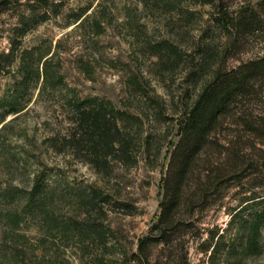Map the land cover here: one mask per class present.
<instances>
[{"label": "rangeland", "instance_id": "374dc122", "mask_svg": "<svg viewBox=\"0 0 264 264\" xmlns=\"http://www.w3.org/2000/svg\"><path fill=\"white\" fill-rule=\"evenodd\" d=\"M51 1L56 6L49 9V17L26 32L19 47L33 49V57L40 56L39 69L46 66L54 75L60 74L79 96L107 98L116 107L138 115L140 122L124 123L134 135L135 162L125 165L110 159L100 169L72 148H62V136L72 131L70 116L60 106L66 89L40 96V79L23 99L21 113L7 115L3 122L6 128L0 137V182L3 186H27L33 173L45 165L51 167L58 194L51 210L53 221L50 224L40 215L33 218L23 214L19 225L12 226V206L0 197V264H98L99 259L108 263L124 251H135L138 238L156 220L162 177L176 140L172 119L191 102L201 83L190 84L185 62L174 67L170 63L158 65L145 43L171 38L183 52L192 51L204 29L211 25L213 8L195 5L189 7L193 14L181 16L176 13L179 8L168 13L157 8L156 0ZM226 1L235 7L254 0ZM23 9L21 5L0 14V50L10 47L15 15ZM243 47L237 54L239 59L263 54L264 27L249 36ZM236 63L237 59L229 61ZM15 69L13 65L9 72H0V97L18 77ZM132 77L141 84L140 91L132 86ZM53 136L60 141V150L49 146L48 139ZM91 186L99 188L105 197L92 209L86 197ZM234 191L225 199L229 204L234 203ZM223 209L211 208L203 225H218L221 232L229 220ZM92 224L101 231V237L81 230ZM232 232L228 230L227 237ZM198 243H190V262L211 264L208 254L197 249ZM260 245L257 252L239 253L231 261L264 264V230ZM155 260L156 264H174L162 253ZM212 264L227 263L217 256Z\"/></svg>", "mask_w": 264, "mask_h": 264}, {"label": "trees", "instance_id": "16d2710c", "mask_svg": "<svg viewBox=\"0 0 264 264\" xmlns=\"http://www.w3.org/2000/svg\"><path fill=\"white\" fill-rule=\"evenodd\" d=\"M156 1V7L167 13L179 8L176 13L181 16L193 14L191 6L213 8L211 25L204 29L192 51L183 52L171 38L145 43L158 65L170 63L174 67L185 62L190 84L201 83L191 102L185 103L172 119L176 140L162 177L156 220L138 238L135 251H124L120 258L108 263L103 259L97 261L156 264L157 255L162 253L174 264H192L189 246L191 241L198 240L197 249L208 254L211 264L217 256L227 264H236L231 258L260 249L264 230V53L248 59H239L237 55L246 39L264 27V0L246 1L235 7L226 0ZM54 3L0 0V14L24 7L15 15L10 47L0 50V72H9L14 65L18 74L12 88L0 97V123L7 115L16 117L21 113L25 108L23 99L41 79L40 96L66 89L60 106L70 116L72 131L62 136V148H72L100 169L110 159L131 165L135 162L132 147L135 139L124 123L140 122L138 115L116 107L107 98L79 96L67 87L60 74L54 75L46 66L39 69L40 56L34 58L33 49L19 47L22 36L49 17ZM231 58L237 59V63L229 64ZM131 84L140 91L141 84L136 78H131ZM5 126L3 123L0 128V137ZM48 141L51 148L60 150L58 138L53 136ZM145 141L149 142L147 137ZM53 176L52 168L45 165L32 174L27 186L12 183L3 186L0 182L1 200L12 206L9 217L12 226L19 225L23 214L33 218L40 215L48 223L53 221L51 210L58 195ZM232 190H235L234 203L229 204L225 199L231 197ZM86 197L91 209L105 199L96 186L90 187ZM213 207L224 208L229 215L221 232L218 225H203ZM81 230L96 237L103 235L95 224ZM228 230H233L229 237Z\"/></svg>", "mask_w": 264, "mask_h": 264}]
</instances>
